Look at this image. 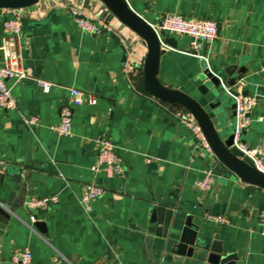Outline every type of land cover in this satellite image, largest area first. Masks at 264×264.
Segmentation results:
<instances>
[{"label":"crops","instance_id":"0c3cea01","mask_svg":"<svg viewBox=\"0 0 264 264\" xmlns=\"http://www.w3.org/2000/svg\"><path fill=\"white\" fill-rule=\"evenodd\" d=\"M126 1L150 23L167 13L218 22L220 35L207 46V62L185 51L189 36L166 32L175 45H162L158 76L165 85L198 96L205 63L211 69L232 67L233 76L242 74L245 91L259 100L242 139L264 150V0ZM72 5L108 21L111 28L97 35L82 31L70 13ZM22 10L26 71L54 85L44 92L31 77L6 79L17 108L0 106V158L6 163L0 172V201L14 213L9 211L8 221L0 214V264H15L13 251L26 247L32 264H207L209 252L180 256L170 252V244L163 253L159 250L157 229L170 221L169 229L176 230L189 215L210 243L218 234L229 254L225 262L264 264V221L259 216L264 188L238 176L216 175L210 189L197 187L215 157L196 146L197 138L184 122L194 118L185 107L144 88L145 40L104 0H39ZM9 17L0 8V45ZM129 58L135 66L128 76L123 66ZM68 86L93 93L98 101L75 106L72 133L63 135L51 126L60 122ZM22 113L37 115L39 123L28 126ZM228 128H235L230 107L218 124L224 134ZM101 137L115 143L124 163L122 175L92 170ZM92 180L107 191L83 204L85 183ZM52 195L58 199L48 209L31 211L37 218L33 224L26 201ZM157 206L165 210L160 213ZM148 236L154 239L152 246Z\"/></svg>","mask_w":264,"mask_h":264},{"label":"built area","instance_id":"2783aa9c","mask_svg":"<svg viewBox=\"0 0 264 264\" xmlns=\"http://www.w3.org/2000/svg\"><path fill=\"white\" fill-rule=\"evenodd\" d=\"M10 15L4 22L5 35L0 45V51L3 63L0 64V106L7 109H16L17 100L12 92V87L7 85L6 79L13 78L16 81L24 78H33L37 85L44 91L49 92L54 82L41 76L30 75L24 65V57L22 51V29L25 22V14L22 8H5ZM70 13L77 26L84 32L91 35H97L104 30H109L111 25L108 21L98 18L79 6H70ZM150 23V22H149ZM160 37V31L164 30L171 34L187 35L191 38L190 46L187 53L203 58L208 61L205 53L209 46L220 35L218 22L210 17H185L179 13H167L161 16L157 23H150ZM160 40L163 43L162 38ZM206 61V62H207ZM135 62L132 58L125 61L123 71L126 75H130ZM246 82L240 79L236 83L237 89L234 91L228 88V92L235 100V128H234V145L237 146L252 161V165L259 171L264 173V150L259 147H253L244 142L242 139L243 132L254 121L253 112L258 104V98L254 95L246 93ZM69 95L68 99L61 106L60 122L51 127L58 133L69 135L72 133L73 114L75 106L85 103L96 104L98 98L95 94L86 92L76 87H67ZM22 118L28 126H34L39 123L37 115H28L22 113ZM262 120L263 117L258 118ZM184 122L192 129L197 138V147L211 157H215V153L206 138L201 125L194 119H184ZM98 155L96 162L92 166L94 172L105 171L108 176H119L125 171L122 157L116 151L115 143L108 137H101L97 140ZM6 163L0 158V172L5 169ZM215 174L211 169L204 172L202 178L196 181V185L200 189H210L214 184ZM106 188L96 183L94 180L85 183V190L80 200L83 204H89L106 193ZM57 196H33L29 198L25 207L30 213L31 222H36V216L32 213L34 210H46L57 201ZM0 205L5 206L1 201ZM9 211L14 213L13 210ZM32 211V212H31ZM259 216L264 221V207L260 209ZM209 218L219 222H227L223 215L209 214ZM34 229V227H33ZM12 261L15 264H32L33 255L29 248H16L12 254Z\"/></svg>","mask_w":264,"mask_h":264},{"label":"water","instance_id":"95a60500","mask_svg":"<svg viewBox=\"0 0 264 264\" xmlns=\"http://www.w3.org/2000/svg\"><path fill=\"white\" fill-rule=\"evenodd\" d=\"M38 1L0 0V8H24ZM104 2L125 25L140 35L147 44L144 88L165 101L182 105L201 125L215 153L214 162L211 164L214 174L228 179L238 176L264 188V173L256 169L250 158L234 145V128H228L225 134L224 131L218 129V124L229 107L234 109L235 114V100L228 92L226 82L233 86L232 90L235 91L236 83L242 78V74L233 76L232 67L211 69L205 63V70L200 77L202 83L198 86V96H191L182 90L165 85L157 72L163 51L160 37L163 43L171 45H175L174 38L167 36L164 30L160 31L159 37L152 25L126 0H104ZM228 75H231L230 78ZM155 209H159L160 213L165 210L162 206H157ZM0 214H3L7 221L12 217V214L2 205H0ZM192 218L191 215L187 216L184 225L179 226L176 230L169 229L170 221L165 222L166 227L157 229L156 233L161 238L159 250L161 249L163 253L165 245L169 246L168 244H170L172 254L192 256L195 252H209L207 264H233L224 261L229 254L224 253L219 243L218 234L215 236L216 240L210 243L202 233L204 229L195 224ZM38 225L44 226L45 224L39 221ZM153 240L152 236L147 237L148 246L153 245ZM163 259H170V256H164Z\"/></svg>","mask_w":264,"mask_h":264}]
</instances>
